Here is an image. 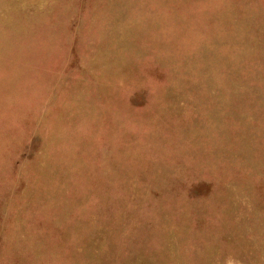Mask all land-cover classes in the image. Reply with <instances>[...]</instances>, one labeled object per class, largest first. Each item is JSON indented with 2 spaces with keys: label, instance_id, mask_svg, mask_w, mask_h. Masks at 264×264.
<instances>
[{
  "label": "rangeland",
  "instance_id": "1",
  "mask_svg": "<svg viewBox=\"0 0 264 264\" xmlns=\"http://www.w3.org/2000/svg\"><path fill=\"white\" fill-rule=\"evenodd\" d=\"M264 264V0H0V264Z\"/></svg>",
  "mask_w": 264,
  "mask_h": 264
},
{
  "label": "clouds",
  "instance_id": "2",
  "mask_svg": "<svg viewBox=\"0 0 264 264\" xmlns=\"http://www.w3.org/2000/svg\"><path fill=\"white\" fill-rule=\"evenodd\" d=\"M227 264H233V261H232V260H229V261L227 262Z\"/></svg>",
  "mask_w": 264,
  "mask_h": 264
}]
</instances>
